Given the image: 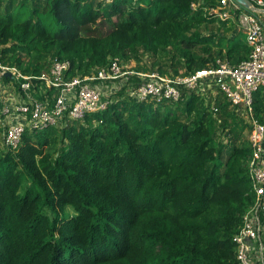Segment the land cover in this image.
I'll list each match as a JSON object with an SVG mask.
<instances>
[{
    "label": "trees",
    "instance_id": "trees-1",
    "mask_svg": "<svg viewBox=\"0 0 264 264\" xmlns=\"http://www.w3.org/2000/svg\"><path fill=\"white\" fill-rule=\"evenodd\" d=\"M217 6L0 0V62L38 76L53 59L66 61L67 78L111 58L166 53L170 76L217 60L237 65L250 53L242 33L200 30L228 24L207 13ZM123 94L63 128L26 129L16 151L2 147L0 123V264H236L232 237L253 201L249 125L221 92L215 115L194 93L157 105ZM253 113L264 122V87L253 94Z\"/></svg>",
    "mask_w": 264,
    "mask_h": 264
},
{
    "label": "built area",
    "instance_id": "built-area-1",
    "mask_svg": "<svg viewBox=\"0 0 264 264\" xmlns=\"http://www.w3.org/2000/svg\"><path fill=\"white\" fill-rule=\"evenodd\" d=\"M260 11L264 12V0H254L248 8L235 0H218V6L207 13L221 21H236L250 48L249 56L237 65L217 60L215 65L187 75L161 77L128 67L118 58H111L107 66L90 74L70 78L66 77V61L53 59L48 71L38 76L24 75L17 67L0 62L2 147L16 151L26 129L37 133L82 121L87 114L105 110L121 92L122 97L137 103L154 105L178 102L182 92L194 93L203 97L213 115L217 113L213 93L221 92L250 127L247 170L253 201L232 237L236 264H264V122L253 113V94L264 87V25L257 17ZM10 88L13 91L6 95Z\"/></svg>",
    "mask_w": 264,
    "mask_h": 264
},
{
    "label": "rangeland",
    "instance_id": "rangeland-1",
    "mask_svg": "<svg viewBox=\"0 0 264 264\" xmlns=\"http://www.w3.org/2000/svg\"><path fill=\"white\" fill-rule=\"evenodd\" d=\"M104 1L106 3H108L111 0H109V1L104 0ZM234 22L236 23V21H234ZM232 23H233L232 20H229L228 24L221 25L220 23H216V24H212L210 26L211 29H207L205 27H202V28H200V30L202 31L203 34H207L209 32H212V33H215L217 36H223V37H225V39H228L227 36H229V34L231 32H233V30L236 28V24L234 25ZM213 51H217V49H214ZM223 53H224V51H223ZM169 56H170V54H167V53L166 54H160V55H158V56H156L154 58H151V57H148V56H143L140 62L130 61L129 63H127V66L128 67H135V68L136 67L138 68L140 66H143V67H146L147 69L150 70V72H146V73L154 72V73H157L158 75H160L161 77L170 78L169 76L171 74H173V70H175V68L174 67H172V68L170 67V57ZM160 66L162 67L163 70H165V71L167 70L168 73L166 74V72H164V75L159 74L158 68ZM180 72H182V71H180ZM6 91H7V94H9L10 92L13 91V89L10 88L9 90H6ZM15 91L18 92L17 89H15ZM215 96H216V94L213 93V98ZM117 100H118V98H114L113 99V103L116 102ZM235 112H236V110H235ZM236 113H238V112H236ZM238 114H240V113H238ZM243 134L245 136L244 139L247 140V138H248V130H247V128L245 129V131H244ZM65 211H66L67 215H69V216H74L75 215V213L73 212V209L71 207H66L65 208Z\"/></svg>",
    "mask_w": 264,
    "mask_h": 264
},
{
    "label": "crops",
    "instance_id": "crops-1",
    "mask_svg": "<svg viewBox=\"0 0 264 264\" xmlns=\"http://www.w3.org/2000/svg\"><path fill=\"white\" fill-rule=\"evenodd\" d=\"M257 17H258V19L262 22V24L264 25V12H263V11H262V12H261V11L258 12ZM232 22H233L232 24H234V25L236 24V28H237L238 30L235 28V29L233 30V32H231V33L229 34V36H227L228 38H232L233 36L237 35V32H238V31H239L238 33H242V32L240 31V29H239L237 23H235L233 20H232ZM242 35H243V33H242ZM243 37H244V35H243ZM243 37H242V39H241L242 42H244ZM244 38H245V37H244ZM4 93L6 94L7 91H5ZM6 95H7V94H6ZM6 95H5V96L3 95L5 100L7 99V96H6Z\"/></svg>",
    "mask_w": 264,
    "mask_h": 264
},
{
    "label": "water",
    "instance_id": "water-1",
    "mask_svg": "<svg viewBox=\"0 0 264 264\" xmlns=\"http://www.w3.org/2000/svg\"><path fill=\"white\" fill-rule=\"evenodd\" d=\"M235 1L240 3L244 8L250 7V2L248 0H235Z\"/></svg>",
    "mask_w": 264,
    "mask_h": 264
}]
</instances>
